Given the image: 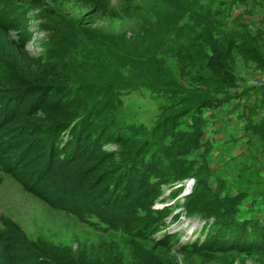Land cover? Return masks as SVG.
I'll return each instance as SVG.
<instances>
[{
    "label": "rangeland",
    "instance_id": "374dc122",
    "mask_svg": "<svg viewBox=\"0 0 264 264\" xmlns=\"http://www.w3.org/2000/svg\"><path fill=\"white\" fill-rule=\"evenodd\" d=\"M202 1L211 9H222L229 28L247 31L251 36L258 34L264 45V0ZM10 4V15L5 14L0 21V107H3L8 94L15 97L10 105L18 103L22 97L21 87L24 83L20 82L21 74L16 67L23 61L28 73L37 70L46 74L48 65L40 64L44 62L57 64V71L65 75L63 78H80L78 82L65 84L73 90L69 105L62 106L59 97L45 96L42 88L26 89V101L19 113L27 112L37 104L41 108L38 115L44 125H51L57 119L68 122L75 117L84 116L86 119L97 114L100 107L92 105L96 99L92 84L97 89L107 84L122 85L126 82L128 88L138 86V67L135 69L132 64L135 54L129 47L134 45L135 49L144 43L139 31L128 21L129 17L126 15L125 18L127 13L124 14L123 9L129 8L130 14H135L133 9L139 7L141 15L152 22L158 17L166 21L165 15L170 21L175 19L174 10L166 6L163 0H11ZM96 8L102 11L97 12ZM11 20L17 21L15 28L8 26L12 25ZM153 30L156 31V28ZM80 33L100 42V51L75 52L74 41ZM157 39V36L153 37V44ZM22 46L24 50L21 51ZM106 50L110 56L105 55ZM40 58L44 60L36 62ZM235 60L233 72L241 78L243 85L232 92L241 91L244 87H257L251 84L255 80L259 85H264V71L257 68L255 62L242 61L236 56ZM53 81L60 84L58 78ZM138 88L117 89V102L110 107L115 118L105 123L104 132L99 128L91 139L82 142L80 156L76 160L62 164L57 156L47 159V139L40 134L30 139L21 136L23 144L20 150L15 151L19 159L16 167L5 170L0 165V226L6 229V238L0 235V264H144L142 256L146 253L153 257L155 264H264L263 253H252V248L264 251L262 232L256 230L250 233L247 226L242 227L245 225L243 221L253 217L264 221V140L259 138L264 136V132L244 135V121L241 118V114L252 112L251 129H262L264 104L256 109L245 108V100L247 103L254 101L246 99L248 94L238 100H230L221 108L210 107L201 112L205 120L201 148L194 155L186 157V160L193 162L190 174L199 172L204 159L210 185H218L221 195H227L229 201L238 200L235 218L240 223H229L224 219L216 224L213 217L190 212L188 197L195 183L192 177L171 186L162 185L159 192L155 191L154 185L145 188L132 184V201H143V191L151 189V193L154 192L147 213L136 211L133 203V210L128 208L125 202L120 201L125 198H120L111 206H101L106 198L104 189L111 182L108 175L116 172L115 168L128 158L122 152L124 148L113 143L106 135L120 130L119 127L140 121L150 127V119L159 105L150 100L146 95L148 92ZM252 98H255L254 94ZM238 102L242 107L231 109ZM18 114L17 119L9 125L5 124L0 131L4 138L12 136L19 125L18 130H22L23 117ZM97 119L107 120L104 113ZM189 119L186 118V121ZM103 123L102 120L97 126ZM67 133L62 134L61 145L67 141ZM13 137L11 139L17 143L18 139ZM205 149L208 151L205 152ZM19 151L21 156L18 155ZM105 156L110 158L105 159ZM46 159L51 161V165L46 164ZM113 163L115 165L111 166ZM186 165L189 167V163ZM37 172L42 177L36 175ZM97 175L96 183L100 184H92L93 176ZM195 205L197 209L193 210H199V203L195 202ZM95 211L104 212L112 219L114 217L116 225L104 229L95 221L91 223L84 212ZM141 214L144 220L149 218L150 222L146 225H153L157 217L162 225L159 224L151 235L142 234L143 231L139 230L138 235L131 236L128 230L123 232L119 228L123 226L121 219H127L134 230L140 225L135 218ZM165 238L168 242L160 245L154 243V240ZM192 243L209 246L204 252L194 247L180 251L182 246ZM219 245L224 249H219Z\"/></svg>",
    "mask_w": 264,
    "mask_h": 264
},
{
    "label": "trees",
    "instance_id": "16d2710c",
    "mask_svg": "<svg viewBox=\"0 0 264 264\" xmlns=\"http://www.w3.org/2000/svg\"><path fill=\"white\" fill-rule=\"evenodd\" d=\"M10 1L0 0V21L4 19L5 14H9ZM163 1L166 6L169 5L174 10L175 19L173 21L168 20V17L165 15L166 21L163 17H158L155 22H152L151 20L148 21L144 15H141L142 10L139 7L133 9L135 14H130L129 8L123 9L124 14L125 12L127 13L125 14V18L126 15L129 17L128 21H131V26L139 31L141 42L144 43V45L137 46L135 49L134 45L129 47L133 49L132 54H135V61L132 64L135 69L138 67L136 79H139L138 82L141 84H137V87L140 90L148 92L146 95L150 100L158 102L159 105L153 118L150 119V127H147L145 123L140 121L138 124L129 126L124 125L119 127L118 125L120 130L116 129L114 132H108V135H106L113 143L120 146V148H124L122 152L128 158L125 161L122 160L118 167L115 168V173L113 172L108 175L111 182L104 189L103 193H105L106 198L102 200L103 205L101 206L108 207L119 201L120 198H125L124 201L122 199L120 201L121 203L125 202L128 208L133 210L131 207L133 203V205L135 204L136 211L147 213L150 211L154 192L151 193V189L148 188L149 191L142 192L144 196L143 201L140 203L132 201L130 199L134 196L132 184H140L145 188L154 185L156 187L155 191L159 192L162 185L171 186L177 181L192 177L195 178V183L188 197L190 212H197L208 218L213 217L216 224H219L224 219L229 223H240L235 218L237 211L235 208L239 204L238 200L236 202L229 201L227 195H221L222 191H219L218 185L216 187L210 185L209 176L204 169L207 165L204 159L202 160L203 166L199 172L190 174L189 171L192 169L193 162L186 160V157L194 155L195 151L201 148V139L205 129V120L201 116V112L206 108H221L224 104H229L230 100H238L246 94H248L246 99H254V101L247 103V100H245V108L250 110L251 108L263 107L264 97L260 96H264V85L252 88L244 87L238 92L232 91L233 89L238 90L242 88L243 85L241 78L236 77L233 72L234 65L236 64L235 56L243 59L242 61L255 62L257 68L264 71V45L258 34L251 36L247 31H236L229 28L224 21L223 10L220 8L211 9L202 0ZM96 11L100 12L102 10L99 11L96 8ZM11 18L9 17V19ZM11 21L12 25L9 24L8 26L15 28L17 21ZM153 28H156V31ZM242 30H245V28ZM155 36L158 39L153 44V37ZM75 40V48L73 47L75 52L100 51L98 50V46L101 45L100 42L91 36L81 35L80 33L76 36ZM68 46L71 47L70 43ZM22 50H24L23 46L21 47ZM105 55L110 56L108 50L105 51ZM159 55L160 57H158ZM42 60L44 59L40 58L36 62L39 63ZM80 62L83 64L82 59ZM16 64L15 66H17ZM40 64L41 66L48 65L49 68L47 67L46 74L37 70L28 73V68L24 61L16 67L21 74L19 80L21 83H24L21 87L23 95L18 100V103L13 105H10V102L15 97L11 94L6 96V102H3V107H0V131L4 126L9 125L17 119L19 109L24 104V101H26V93L28 92L26 89L28 88L30 90L42 88L41 90L45 96L59 97L62 106L72 103L69 99L73 90L67 88L65 84L69 81L78 82L80 78L77 76L75 78L70 77L69 79L63 78L65 75L61 71H57V64L44 62ZM55 78L59 79L58 83L60 84L53 81ZM91 86L93 88H91L94 93L93 95L96 98L92 102V105L95 107L99 105L100 108L97 109V114H92L89 118L84 119V116L80 118L75 117L68 122H61L57 119L53 120L50 123L51 125H44L42 123L43 120L38 115V112L41 111L39 105H33L27 112H20L18 115L23 117V120H21L23 121L21 122L23 128L22 130H18L20 125L15 127V131L12 134L13 138L18 139L17 143L11 139L12 136L4 138L3 133H0L1 167L5 170H8L9 167H16L15 163H18L19 159H17L18 156L15 155V151L20 150V146L23 144L21 142L22 135L28 136L30 139L35 134H40L44 139H47V142L49 141L47 159L49 156H57L58 162L62 164L67 163L69 160H76L80 156L79 150L82 147V142L91 139L94 132L99 131V128L104 132L105 123L115 118V114H113L110 107L117 102V89L133 90L137 88H128L127 82L122 83V85L107 84L99 89L95 88L94 84ZM253 94L255 98H252ZM97 98H100V100ZM240 102L232 105L231 109L237 110L242 107ZM102 113H104V118L107 120L102 119L104 123L98 127L97 124L101 123L102 120L97 119V117ZM251 115L252 112H248L245 115L241 114V118L244 121L243 134L263 133L264 127L256 130L251 129ZM186 118L190 119L186 121ZM73 122L75 125H73ZM262 122L264 124V120ZM182 125L185 131H183L184 128H179ZM65 131H68L67 141L61 145V136ZM260 134L259 136H261ZM259 138L264 140V136ZM207 147L209 149L210 145ZM208 149H205V152ZM19 154L21 156V151H19ZM39 156L41 155L39 154ZM104 158H110V156H105ZM11 159L12 161H10ZM27 159L29 160V158ZM47 159L46 164L51 165V161ZM187 163H189V167H187ZM114 165L115 163L111 166ZM133 172L134 174H131ZM118 173L119 175L116 176L115 174ZM36 175L42 177L40 172H37ZM98 176H93L91 180L92 184L96 183ZM96 184L100 183L97 182ZM136 197L138 196L136 195ZM72 201H75V199ZM195 202L199 203L201 206L199 210L201 211L193 210L197 209ZM207 205H210L212 208L209 209ZM117 212H119V209ZM222 215L224 216L223 218H221ZM84 216L86 219L89 217L91 223L95 221L104 229L116 225L115 218L113 217L112 219L104 212H84ZM155 219L153 225H146L145 223L148 224L150 222L149 218L144 220L143 214H141L140 217L135 218L136 221H140V225L134 228V230L129 225L130 223L127 219H121L123 226L119 228L123 232L128 230L131 236L138 235L139 230L143 231L142 234L148 233L151 235L157 230L159 224L162 225L158 217ZM258 219L253 217V219L243 221L242 224L245 225H242V227L247 226L248 230L250 229V233L260 230L263 234L262 240L264 241V221L260 222ZM5 234L6 229L0 226V235L6 238ZM167 238H165L166 240H154V243L160 245L163 242H168ZM207 242H209V238ZM208 246L206 244L197 246V244L192 243L182 246L183 248L180 251L185 252L189 248L194 247L204 252V249H207ZM222 248L224 249L223 246H220L219 249ZM252 253L264 254V251L252 248ZM142 259L144 264H155L153 257L148 253L143 255Z\"/></svg>",
    "mask_w": 264,
    "mask_h": 264
},
{
    "label": "built area",
    "instance_id": "2783aa9c",
    "mask_svg": "<svg viewBox=\"0 0 264 264\" xmlns=\"http://www.w3.org/2000/svg\"><path fill=\"white\" fill-rule=\"evenodd\" d=\"M250 82V81H249ZM251 84H254V86H258L259 85V82L258 81H254V82H252Z\"/></svg>",
    "mask_w": 264,
    "mask_h": 264
},
{
    "label": "crops",
    "instance_id": "0c3cea01",
    "mask_svg": "<svg viewBox=\"0 0 264 264\" xmlns=\"http://www.w3.org/2000/svg\"><path fill=\"white\" fill-rule=\"evenodd\" d=\"M245 80V79H244ZM248 84V83H247ZM260 86V85H259Z\"/></svg>",
    "mask_w": 264,
    "mask_h": 264
},
{
    "label": "bare ground",
    "instance_id": "6f19581e",
    "mask_svg": "<svg viewBox=\"0 0 264 264\" xmlns=\"http://www.w3.org/2000/svg\"><path fill=\"white\" fill-rule=\"evenodd\" d=\"M188 184H190V183H188Z\"/></svg>",
    "mask_w": 264,
    "mask_h": 264
}]
</instances>
